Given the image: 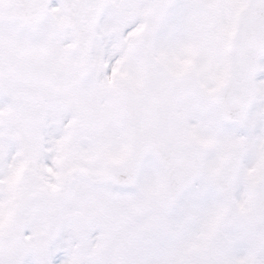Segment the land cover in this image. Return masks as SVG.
Segmentation results:
<instances>
[{
	"label": "snow or ice",
	"instance_id": "snow-or-ice-1",
	"mask_svg": "<svg viewBox=\"0 0 264 264\" xmlns=\"http://www.w3.org/2000/svg\"><path fill=\"white\" fill-rule=\"evenodd\" d=\"M0 264H264V0H0Z\"/></svg>",
	"mask_w": 264,
	"mask_h": 264
}]
</instances>
